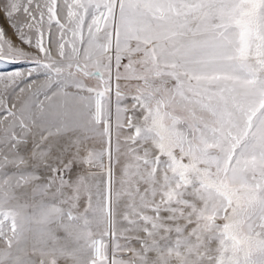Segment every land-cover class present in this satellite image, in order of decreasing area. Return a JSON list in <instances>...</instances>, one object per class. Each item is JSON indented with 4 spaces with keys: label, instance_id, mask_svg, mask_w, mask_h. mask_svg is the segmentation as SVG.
<instances>
[{
    "label": "rangeland",
    "instance_id": "374dc122",
    "mask_svg": "<svg viewBox=\"0 0 264 264\" xmlns=\"http://www.w3.org/2000/svg\"><path fill=\"white\" fill-rule=\"evenodd\" d=\"M0 264H264V0H0Z\"/></svg>",
    "mask_w": 264,
    "mask_h": 264
}]
</instances>
